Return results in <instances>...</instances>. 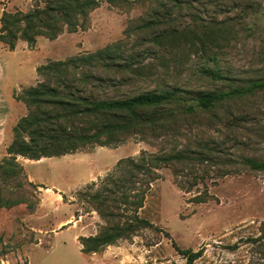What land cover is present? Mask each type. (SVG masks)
Returning a JSON list of instances; mask_svg holds the SVG:
<instances>
[{
  "label": "rangeland",
  "instance_id": "374dc122",
  "mask_svg": "<svg viewBox=\"0 0 264 264\" xmlns=\"http://www.w3.org/2000/svg\"><path fill=\"white\" fill-rule=\"evenodd\" d=\"M31 3L0 0V13L2 7L25 11ZM252 4L247 13L236 6L218 15L219 19L231 16L226 22L232 38L216 51L217 62L207 60L203 53L182 57L179 63L168 54L157 57L147 53L138 62L144 66L142 73H125L129 77L121 87L100 92L115 97L163 87L198 91L224 84L203 73L202 67L218 69L235 78L236 83L264 76V0H252ZM144 10L143 6L128 8L102 1L90 13L86 30L63 32L53 40L39 37L33 47L18 40L13 50L0 41L5 96L9 97L12 81L22 80L15 89L18 94L34 85L41 79L36 68L49 60L93 52L118 40L131 47L144 32L137 29L129 33L126 28L138 25L146 15ZM135 47L142 49L145 45ZM246 102L232 104V117H227L226 124L222 121L221 127H211L215 137L225 141L228 156L223 155L221 164L230 172L216 177L218 169H210L206 182L212 198L204 203L191 202L195 189L190 193L180 190L170 168H162L139 212L152 226L99 252H82L75 237L79 228L85 236L95 234L102 221L81 199V192L90 182H99L118 159L157 148L128 139L116 147L93 145L36 162L18 155L22 170L13 176L0 170V199L3 203L17 202L0 206V264H185L173 242L182 249H204L193 264H264V171L251 170L238 161L239 155L264 159V93ZM16 104L18 116L25 115V104ZM18 119L14 117L6 125L11 136L8 144ZM8 144L0 152V162L8 156ZM74 218L81 220L78 225H71ZM257 236L256 242L247 241ZM235 243L238 248H230Z\"/></svg>",
  "mask_w": 264,
  "mask_h": 264
},
{
  "label": "trees",
  "instance_id": "16d2710c",
  "mask_svg": "<svg viewBox=\"0 0 264 264\" xmlns=\"http://www.w3.org/2000/svg\"><path fill=\"white\" fill-rule=\"evenodd\" d=\"M31 1L28 10H3L0 15V41L9 50L18 40L33 47L39 37L53 40L63 32L86 30L90 13L102 1L145 7L140 23L126 28L129 33L140 29L144 35L129 48L118 40L93 52L39 65L36 71L41 79L14 93L27 113L12 127L13 138L6 147L8 156L0 162L1 172L13 176L22 170L18 155L34 160L59 157L93 145L116 147L128 139L156 147L154 152L141 150L137 156L118 159L99 182H90L81 192V199L102 220L95 234L78 237L84 253L99 252L152 226L139 212L162 168H170L180 190L190 193L195 189L191 202L211 199L206 182L210 169H218L216 177L230 173L221 164L223 155L228 156L225 141L218 140L211 127H221L222 121L226 124L227 117H232V104L245 105L263 94L264 76L236 83L218 69L202 67L203 73L224 84L198 91L163 87L115 97L100 90L125 83L129 77L125 73H142L144 66L138 62L147 53L157 57L168 54L175 63L203 53L207 60L217 62L216 51L232 38L226 22L231 16L219 19L218 15L236 6L247 13L253 8L252 0ZM135 44L145 47L139 49ZM238 157L244 167L264 171V159ZM2 203L0 199V206L10 207L17 202ZM257 240L258 236L247 238L248 242ZM173 245L185 264H193L204 252L203 248ZM230 248H238V244Z\"/></svg>",
  "mask_w": 264,
  "mask_h": 264
},
{
  "label": "crops",
  "instance_id": "0c3cea01",
  "mask_svg": "<svg viewBox=\"0 0 264 264\" xmlns=\"http://www.w3.org/2000/svg\"><path fill=\"white\" fill-rule=\"evenodd\" d=\"M3 2V1H1ZM6 6V5H4ZM3 10H6V7H2L1 9V13ZM0 13V15H1ZM5 67L3 65L2 62H0V152L3 150V148L6 146V144H8L9 140L11 139V136L10 134L7 133L6 131V125L8 123V121L10 119H14V117H18V109H17V104L16 102L19 101V100H16L15 97H14V93H16L15 89L18 85V82L19 81H22L21 78L17 81H12L10 86H9V94L7 96H5V94L7 93V89H4L2 88V85H4L3 83V80H5ZM3 83V84H2ZM2 84V85H1ZM6 90V92H5ZM44 157L38 159V160H34V159H30V160H33V161H40L42 160ZM81 220H79L78 218H74L71 222V225H78V223L80 222ZM69 226V225H67ZM84 233H82L80 231V228H79V233H77L75 235L76 239L78 240V237L79 236H82ZM91 235V234H90ZM87 236V235H86Z\"/></svg>",
  "mask_w": 264,
  "mask_h": 264
}]
</instances>
